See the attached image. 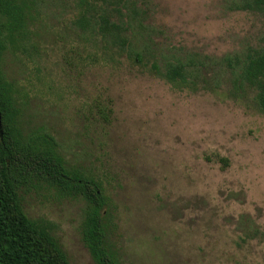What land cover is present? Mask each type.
I'll return each instance as SVG.
<instances>
[{
    "label": "rangeland",
    "instance_id": "374dc122",
    "mask_svg": "<svg viewBox=\"0 0 264 264\" xmlns=\"http://www.w3.org/2000/svg\"><path fill=\"white\" fill-rule=\"evenodd\" d=\"M64 1L46 0L48 17L32 27L40 55L8 52L3 69L19 89L24 125L45 127L68 165L92 170L113 198L121 263L264 264L262 245L241 242L238 229L242 214L264 228V114L175 90L128 62L82 69L62 42ZM150 1L153 39L168 55L220 56L264 34L263 17L227 12L222 0ZM102 103L108 123L97 120ZM21 195L70 264H94L81 239V198L45 184Z\"/></svg>",
    "mask_w": 264,
    "mask_h": 264
},
{
    "label": "trees",
    "instance_id": "16d2710c",
    "mask_svg": "<svg viewBox=\"0 0 264 264\" xmlns=\"http://www.w3.org/2000/svg\"><path fill=\"white\" fill-rule=\"evenodd\" d=\"M64 2L71 15L62 42L82 69L128 62L175 90L215 94L264 114V34L255 44L220 56L181 50L168 55L153 39L158 30L150 0ZM221 5L227 12L264 18V0H222ZM46 9V0H0V264H70L50 223L29 217L23 207L21 192L44 184L83 200L81 239L94 264H122L110 233L113 198L92 170L68 165L45 127L24 125L19 89L3 69L8 52L39 54L41 36L32 27L43 25ZM95 107L97 120L108 123L109 104ZM219 159L227 165L226 158ZM238 229L241 242L256 241L264 251V228L255 220L240 215Z\"/></svg>",
    "mask_w": 264,
    "mask_h": 264
},
{
    "label": "water",
    "instance_id": "95a60500",
    "mask_svg": "<svg viewBox=\"0 0 264 264\" xmlns=\"http://www.w3.org/2000/svg\"><path fill=\"white\" fill-rule=\"evenodd\" d=\"M2 135V131H1V124H0V136Z\"/></svg>",
    "mask_w": 264,
    "mask_h": 264
}]
</instances>
